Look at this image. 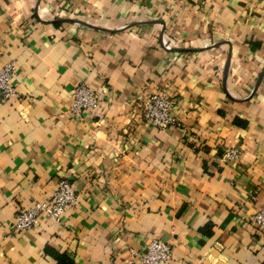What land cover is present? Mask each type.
<instances>
[{"label": "crops", "instance_id": "obj_1", "mask_svg": "<svg viewBox=\"0 0 264 264\" xmlns=\"http://www.w3.org/2000/svg\"><path fill=\"white\" fill-rule=\"evenodd\" d=\"M0 264H260L264 228V0H0ZM86 81L100 106L70 111ZM165 92L180 125L142 102ZM241 157L226 161L228 147ZM68 179L79 202L13 231Z\"/></svg>", "mask_w": 264, "mask_h": 264}, {"label": "built area", "instance_id": "obj_2", "mask_svg": "<svg viewBox=\"0 0 264 264\" xmlns=\"http://www.w3.org/2000/svg\"><path fill=\"white\" fill-rule=\"evenodd\" d=\"M17 64L9 61L0 66V96L2 101L20 95L15 84ZM101 95L86 81L78 83L72 93L70 111L81 114L86 110H95L100 106ZM174 100L165 92L153 93L142 102V115L151 121L156 127L167 128L172 125H180L173 113ZM241 157L238 147H228L224 152L226 161L235 162ZM79 202V194L75 186L68 179H61L52 195L48 199L39 200L29 208L17 213L12 225L13 231L31 229L35 226L42 214L59 220L65 213ZM250 224L264 228V206L258 209L250 219ZM174 259L173 249L170 243L160 239H152L146 249L138 256L135 264H169ZM260 264H264V254Z\"/></svg>", "mask_w": 264, "mask_h": 264}, {"label": "trees", "instance_id": "obj_3", "mask_svg": "<svg viewBox=\"0 0 264 264\" xmlns=\"http://www.w3.org/2000/svg\"><path fill=\"white\" fill-rule=\"evenodd\" d=\"M50 252H52L54 257L56 258L57 260L56 264H73L72 259L68 255H66V253L53 251V250H51Z\"/></svg>", "mask_w": 264, "mask_h": 264}]
</instances>
